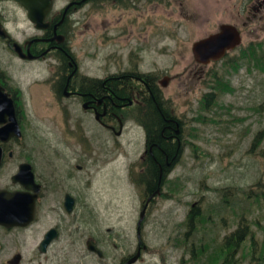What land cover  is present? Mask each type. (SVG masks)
<instances>
[{
	"label": "flooded vegetation",
	"instance_id": "1",
	"mask_svg": "<svg viewBox=\"0 0 264 264\" xmlns=\"http://www.w3.org/2000/svg\"><path fill=\"white\" fill-rule=\"evenodd\" d=\"M6 1L10 0H0ZM14 2L25 12L31 31L20 40L14 37L0 7V23L9 34L8 37L0 35V42L22 62L34 64L45 60L49 69L43 80L33 81V90L26 91L0 59V130L6 131L0 134V190L36 196L32 223L10 229L0 227L27 229L42 216L44 225L37 248L40 251L41 242L52 234L46 251H40L47 256L56 254L57 249L58 252L76 250L73 243L77 242L78 233H83L77 223L84 217L87 219L92 209V203L87 201L93 189L92 166L95 160L109 153L111 144L117 150L122 146L120 137L129 119L135 117L144 131L145 147L138 169L145 176L155 164L159 165L162 175L165 163L167 179L187 147V110L179 109V99L186 102L191 81L211 83L213 66L210 65L216 61L196 62L191 70L186 67L173 73L169 69L162 70L161 74L152 68L142 70L145 49L156 47L159 9L169 14L176 11L177 19L183 20L187 30L189 26L184 20L202 25L214 11L220 13L218 20L209 21L205 27L208 29L205 37L220 31L223 24L235 27L241 37L243 34L258 36L264 34V0H215L216 7L212 8L203 0H34L29 7L21 0ZM99 10L102 32L107 45L114 44V49L108 50L106 70L94 75L84 70L71 44L86 19ZM90 27L88 24L87 28ZM174 32L178 31L170 29L165 33L173 35ZM15 42L26 57L15 50ZM123 57L128 60L125 62ZM213 73L214 80L204 95L207 99L208 95L217 94V73ZM171 82L175 83V90L166 94L164 88ZM42 84L47 88L44 91L38 90L44 89ZM164 145H168V150L161 161ZM155 192L145 184L142 189L145 202ZM159 194L151 198L148 207ZM194 207L185 215L187 229L180 238L183 243H188L194 232V225L189 226L190 211ZM80 210L85 212L82 218ZM235 231L225 235L233 236L230 245H235L232 243ZM85 235L86 255L104 259L106 241L96 238L91 230H86ZM137 238L132 251L126 252L121 246L117 264H126L139 249V259L150 250L144 239L139 241L138 235ZM67 241L73 243L69 245ZM61 242L64 244L60 245ZM191 242V248L185 245L189 257L199 258L203 251L196 254V244L194 240ZM16 254H20L18 264L22 263L24 252L20 249L6 263L14 264Z\"/></svg>",
	"mask_w": 264,
	"mask_h": 264
},
{
	"label": "rangeland",
	"instance_id": "2",
	"mask_svg": "<svg viewBox=\"0 0 264 264\" xmlns=\"http://www.w3.org/2000/svg\"><path fill=\"white\" fill-rule=\"evenodd\" d=\"M203 1L211 8L216 7L215 0ZM0 7L14 37L20 40L30 33L31 25L25 12L14 0L0 2ZM169 13L159 9L156 47L145 49L140 64L142 70L152 68L160 74L164 69L172 73L186 67L191 70L197 62L193 43L206 36L208 29L205 27L209 21L220 17V13L214 11L202 25L184 20L189 26L187 30L183 20L177 19L176 11ZM101 20V10L94 12L77 30L71 44L84 70L94 75H101L106 70L108 50L114 49V44L107 45ZM88 24H91L90 28H87ZM170 29L178 32L166 35ZM263 41L264 34H243L237 50L210 65L213 66L211 83L193 80L186 102L179 99V109L187 110V147L162 192L147 209L142 239L150 250L135 264H264V202L257 200V197L264 200V71L256 67L255 61L247 60L248 57L241 59L245 48L258 47V42L264 46ZM175 45L176 49L173 48ZM239 55L241 57L237 58ZM128 57H123L125 62ZM231 58H236L234 67L227 63ZM0 59L26 91L33 90V81L43 80L42 76L49 69L45 60L34 64L22 62L5 48L3 42H0ZM213 71L217 73V94L207 102L204 95L214 80ZM42 85L44 89L38 90L47 89L45 84ZM164 90L166 94L173 93L175 83H169ZM136 120L135 117L128 120L120 137L122 146L117 150L111 144L109 153L95 160L92 166L93 189L87 198L92 209L87 219L82 218L84 210L79 211L82 220L77 224L83 233H78L76 243L72 242L76 250L58 252L57 249L56 254L44 256L37 248L44 225L40 216L27 229L0 227V264H7V258L16 249L24 252L20 264H117L121 246L126 252L134 249L138 239L137 222L146 200L142 194L143 185L137 182L142 174L138 168L145 136ZM251 189L258 192L248 198ZM229 203L231 206L226 207ZM192 206L201 208L200 223L204 214L216 215L212 223L199 225L200 232L194 224V242L204 246L203 250L195 247L196 254L203 251L199 258L189 257L185 245L191 248L192 242L183 243L180 239L187 229L185 215ZM222 216L224 221H221ZM242 219L243 224L249 225L247 236L238 247H225L226 241L233 237L225 235L237 231ZM108 228L112 231L108 232ZM86 230L106 241L104 259L86 255ZM191 231L192 228L189 233Z\"/></svg>",
	"mask_w": 264,
	"mask_h": 264
},
{
	"label": "water",
	"instance_id": "3",
	"mask_svg": "<svg viewBox=\"0 0 264 264\" xmlns=\"http://www.w3.org/2000/svg\"><path fill=\"white\" fill-rule=\"evenodd\" d=\"M26 6H30V3L34 0H21ZM32 10V9H31ZM34 13V11H33ZM31 13V15L33 14ZM0 35L8 37L9 34L2 27L0 23ZM242 42L241 34L238 30L230 24H223L220 31L208 35L205 38L199 39L193 43L192 51L197 62L210 63L211 61H219L225 57L228 51L236 48ZM15 50L22 56L21 49L17 42L14 43ZM5 130H0V134L5 133ZM1 159V151H0ZM161 191V181L156 189V192L151 195L145 202L143 208L140 211V216L137 222V235L139 241H142V224L146 217V211L148 204L153 196L159 194ZM36 196L28 195L25 192H8L0 190V225L6 228L12 227H25L32 223L36 215ZM52 234L47 235L46 239L41 242L39 249L41 252L46 251V245L51 240ZM92 249V247L90 246ZM141 255V249L131 257L126 264H133L138 261ZM20 260V254L14 256V264H18Z\"/></svg>",
	"mask_w": 264,
	"mask_h": 264
},
{
	"label": "trees",
	"instance_id": "4",
	"mask_svg": "<svg viewBox=\"0 0 264 264\" xmlns=\"http://www.w3.org/2000/svg\"><path fill=\"white\" fill-rule=\"evenodd\" d=\"M263 43H264V41H263ZM257 45H258V47L256 45H253L254 47H252V49L245 48L244 52H243L244 56L241 57V55H239V56H237V58L241 57V59H242V58L248 57L247 60L255 61L256 67L261 69V71H264V46L262 45V43H259V42L257 43ZM234 59H236V58H231L229 60V62H227V63H231L232 67L236 66V63H237V61H235ZM208 96L209 97L207 99V102L209 101L211 95H208ZM255 142H256V140L254 141V143ZM167 146L168 145H164L163 146L164 151H162L160 153L163 157L161 159V161H164V157L166 154L165 151L168 150ZM162 165L167 169V166L165 165V163H163ZM165 168H164V173L166 171ZM160 173L161 172H160L159 165L155 164L154 169H151L149 174H147L146 176H145V173L140 175L139 178L137 179V182L139 184H142L143 187L145 186V184H148V187L156 190L159 186L160 181H161V187L164 186L166 184V181H167V179L165 178L166 177L165 174L163 173L161 175ZM249 192H250V194H248V198H250L252 196H256L258 191H256L255 189H251ZM263 197H264V193H263ZM257 200L264 202V200H262V199L260 200L258 197H257ZM259 201H256L257 204H259ZM229 206H231V203L226 205V207H229ZM215 216L216 215H213V214L212 215L204 214L202 222H204V224H206V225L209 222L212 223L213 220L214 221L216 220L214 218ZM194 217H195V221H194ZM200 219H202V216H201L199 208L196 206V207L192 208L190 211L189 226L197 224V230H199L198 225H200L202 223V222L201 223L199 222ZM221 221H224L223 216L221 218ZM243 221H244L243 219L241 221H239V227H238L237 231L234 232V238L235 239L232 240L233 241L232 243H234L237 247L242 243L245 236H247L246 234H247V231L249 230V225L246 223L243 224ZM199 232H200V230H199ZM198 236L199 235H197V237ZM252 239H253V235H252ZM192 240H195L194 235H191L190 241H192ZM230 241H231L230 239L227 240L225 247L230 245ZM196 247L199 248L200 245L196 244Z\"/></svg>",
	"mask_w": 264,
	"mask_h": 264
},
{
	"label": "bare ground",
	"instance_id": "5",
	"mask_svg": "<svg viewBox=\"0 0 264 264\" xmlns=\"http://www.w3.org/2000/svg\"><path fill=\"white\" fill-rule=\"evenodd\" d=\"M199 226V225H198ZM201 229V228H200ZM200 236V235H199Z\"/></svg>",
	"mask_w": 264,
	"mask_h": 264
}]
</instances>
